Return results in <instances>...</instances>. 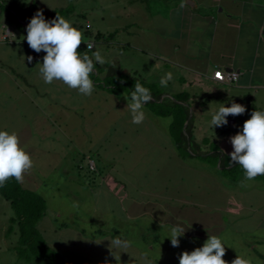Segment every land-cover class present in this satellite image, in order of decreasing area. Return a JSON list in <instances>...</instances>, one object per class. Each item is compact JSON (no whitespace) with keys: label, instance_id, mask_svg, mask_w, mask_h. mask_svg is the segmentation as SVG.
<instances>
[{"label":"rangeland","instance_id":"374dc122","mask_svg":"<svg viewBox=\"0 0 264 264\" xmlns=\"http://www.w3.org/2000/svg\"><path fill=\"white\" fill-rule=\"evenodd\" d=\"M170 1L172 5V0H0V131L15 132L33 161L21 185L44 198L46 212L37 227L60 262L83 258L92 264H179L182 252L190 253L208 236H216L225 246L226 264L236 256L264 264V175L244 181L243 169L230 166L228 155L233 151L229 138L252 111H264V88L243 90L207 81L192 86L184 72L173 71L167 87L159 88L172 99L180 92L195 97L175 136L178 147L170 137L169 117L150 110L162 111L167 108L164 103L144 107L140 125L131 123L128 109L106 120L98 111L109 92L128 101V87L121 82L142 77L156 88L159 83L154 80L166 74V66L158 69L154 64L166 38L161 32L166 33L171 23ZM211 1L202 0L208 5ZM230 2L223 0L226 6ZM59 10L63 13L56 15L83 34L82 44L94 43L93 51H87L94 63L91 96L60 81L44 83L38 65L43 62L27 60L33 53L24 39L30 19L42 11L46 21L52 20L56 15L50 13ZM97 51L103 65L93 57ZM115 69L122 76L117 86L111 85L117 89L98 86ZM107 103L113 111V103ZM232 103L244 106L245 113L226 118L233 126L212 128V115ZM89 159L95 171L88 169ZM196 203L205 207H194ZM247 203L245 211L241 205ZM167 206L202 211L211 225L178 220ZM11 218L8 202L0 197V264H45L37 257L18 255L17 225ZM173 226L184 229L179 247L169 240ZM117 236L129 243L126 252L109 247Z\"/></svg>","mask_w":264,"mask_h":264},{"label":"clouds","instance_id":"9594fccd","mask_svg":"<svg viewBox=\"0 0 264 264\" xmlns=\"http://www.w3.org/2000/svg\"><path fill=\"white\" fill-rule=\"evenodd\" d=\"M24 38L36 53L43 51V63L38 64L39 75L46 84L60 81L70 89L78 90L79 94L91 96L93 82L89 78L94 71L93 58L81 55L78 49L82 45L83 34L72 26L71 22L61 16L52 20H45L42 11H37L30 19L26 27ZM91 50V44L87 46ZM96 63H105L100 52H94ZM29 63L32 57H27ZM172 80V73H166L161 77L159 85L167 87ZM152 95L148 88L139 81L134 85V91L130 94V102L126 108L131 116V123L140 125L145 119L143 108L151 102ZM245 107L232 103L230 107L222 106L216 111L210 121L211 127H221L228 124V116L244 114ZM250 119L246 120L236 135L229 138L233 151L228 155L229 165H238L243 169L244 181H252L258 175H264V111H252ZM171 117L168 122H171ZM33 167L30 155L19 146V138L15 132L9 134L0 131V187H3L10 179L17 183L24 182V176ZM244 181L241 183L243 184ZM184 233L180 226L171 228L170 243L172 247H179V239ZM110 248L126 252L129 243L118 236L110 242ZM225 255V246L220 238L208 236L202 247L196 248L190 253L185 251L178 256L179 264H226L222 259ZM115 260L119 256H113ZM231 264H250L248 259L240 256Z\"/></svg>","mask_w":264,"mask_h":264},{"label":"crops","instance_id":"0c3cea01","mask_svg":"<svg viewBox=\"0 0 264 264\" xmlns=\"http://www.w3.org/2000/svg\"><path fill=\"white\" fill-rule=\"evenodd\" d=\"M188 2L189 0H177L175 3L172 0V5L171 1L168 2L167 7L170 8L171 14L169 21L171 23L167 22L169 26L166 33L161 32L166 38L160 45L155 67L161 69L159 66H166L165 73L174 71L180 74L184 72L188 76L187 83L192 86L203 81L220 84L212 79V74L217 69L238 72L237 82L231 84L237 88L243 90L264 88V2L259 0H231L227 6L223 0H212L210 5L205 4L202 0H191L192 6H189ZM161 25L160 28L163 30ZM5 32L2 38L5 37ZM89 43L93 44V48L89 51H93L94 43L89 41L87 44ZM198 44L199 47H197ZM40 55L35 53V56ZM33 62H43V60L37 59ZM138 80L146 82L142 77ZM159 81V79L158 81L154 80L158 83ZM187 83L185 82V85ZM156 88L160 92V99L157 103L166 101L167 98L174 102L169 94L164 93L159 88V84ZM111 93H107L106 97L100 101L101 105L98 111L103 120L109 119L113 112L119 113L121 109L127 111L126 106L130 102L127 94L125 96L128 101L124 99L120 101ZM188 97V103L195 98L189 95ZM109 101L113 103V111L107 103ZM96 130L94 128L92 133H96ZM79 135L83 140H87L82 136L83 132ZM217 185L221 187L220 184ZM211 195L213 194L211 193ZM188 196L189 193L185 195L186 200L190 201ZM199 205L200 209L205 207L201 203H196L194 207ZM247 206L248 203L241 205L245 211L249 210ZM172 207L167 206L171 213L173 211L174 214L178 215V220L186 218L189 224L196 223L199 227L211 225L209 218L203 220L205 214H202V211L188 207L185 208L187 210L180 206H176L174 209ZM204 222L206 223L204 224ZM213 225H216L214 220Z\"/></svg>","mask_w":264,"mask_h":264},{"label":"trees","instance_id":"16d2710c","mask_svg":"<svg viewBox=\"0 0 264 264\" xmlns=\"http://www.w3.org/2000/svg\"><path fill=\"white\" fill-rule=\"evenodd\" d=\"M14 11L19 12L17 7H13ZM16 12V13H17ZM63 10L53 11L50 13V16H54L56 14H62ZM115 35V34H114ZM113 34L109 35L105 41L110 40ZM97 39H100V34L97 33L95 36ZM89 50H87L86 45L82 44L78 49L79 54H88ZM46 53L42 52L40 56H35L34 54H29L32 57V61L35 60H43V56ZM93 76V73H92ZM116 76V77H115ZM121 75L118 74V71L109 70V74L104 78V83L99 86L102 88H106L107 90H116L117 88L111 85L117 86V82L121 80ZM117 79V80H116ZM116 81V82H115ZM139 81L144 87L148 88L151 92L152 99L151 102L145 105L149 106V104H155L160 99V92L157 91L153 85L146 84L136 78L126 80L121 82L119 85H127L128 89V98L130 99V94L134 91L135 83ZM188 95L186 92L179 93L178 95L173 96L172 101H162L160 104L164 103L167 108L162 109V111L154 110L152 107L150 110L156 114L157 116H165L171 117V122L169 123L170 129V137L172 138L174 144L178 147V139L175 136H178L181 133V129L183 124L188 116ZM154 101V102H153ZM168 102V103H167ZM180 103V104H178ZM186 104V106H185ZM188 126V125H187ZM187 128V127H186ZM89 159L88 161H90ZM93 161V160H91ZM94 162V161H93ZM88 166V164H87ZM223 165H220L222 167ZM89 169V167H88ZM90 170V169H89ZM96 166L94 163V168L90 171H95ZM0 197L8 202L13 214L14 218H11L10 221L17 226L18 232V241H17V253L21 258L28 259L29 257H37L42 260L45 264H92L86 259L80 258L75 260L63 261L60 262V255L54 248H51L44 238L42 237L37 225L39 221L45 216L46 212V204L44 198L35 191H31L29 189L24 188L21 183H17L14 179H10L3 187H0ZM10 230H8L9 232ZM100 232V231H98ZM102 236L103 233H100ZM116 264V263H114Z\"/></svg>","mask_w":264,"mask_h":264},{"label":"built area","instance_id":"2783aa9c","mask_svg":"<svg viewBox=\"0 0 264 264\" xmlns=\"http://www.w3.org/2000/svg\"><path fill=\"white\" fill-rule=\"evenodd\" d=\"M91 44V49L93 48V44ZM87 44V46L89 45ZM86 46L87 50H89V48ZM239 78V73L236 71H220V70H215L212 74V79L222 85H231L237 82ZM233 121L232 120H228V125L229 126H233ZM88 167L90 170H92L94 168V162L93 161H88Z\"/></svg>","mask_w":264,"mask_h":264},{"label":"water","instance_id":"95a60500","mask_svg":"<svg viewBox=\"0 0 264 264\" xmlns=\"http://www.w3.org/2000/svg\"><path fill=\"white\" fill-rule=\"evenodd\" d=\"M189 6H192V3L189 1L188 3H187Z\"/></svg>","mask_w":264,"mask_h":264}]
</instances>
